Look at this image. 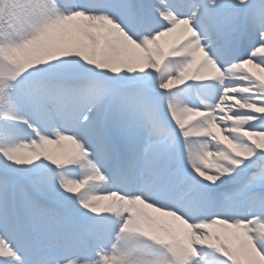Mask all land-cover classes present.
Masks as SVG:
<instances>
[{"label": "snow or ice", "instance_id": "snow-or-ice-1", "mask_svg": "<svg viewBox=\"0 0 264 264\" xmlns=\"http://www.w3.org/2000/svg\"><path fill=\"white\" fill-rule=\"evenodd\" d=\"M0 264H264V0H0Z\"/></svg>", "mask_w": 264, "mask_h": 264}]
</instances>
